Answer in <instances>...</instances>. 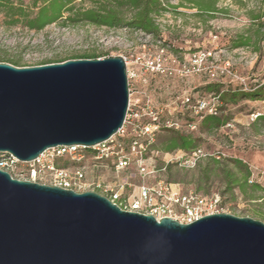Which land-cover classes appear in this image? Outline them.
<instances>
[{"label":"water","instance_id":"95a60500","mask_svg":"<svg viewBox=\"0 0 264 264\" xmlns=\"http://www.w3.org/2000/svg\"><path fill=\"white\" fill-rule=\"evenodd\" d=\"M127 106L121 56L0 61V152L31 161L58 145H95L121 127ZM0 264H264V222L224 212L157 220L0 169Z\"/></svg>","mask_w":264,"mask_h":264},{"label":"rangeland","instance_id":"374dc122","mask_svg":"<svg viewBox=\"0 0 264 264\" xmlns=\"http://www.w3.org/2000/svg\"><path fill=\"white\" fill-rule=\"evenodd\" d=\"M162 2L167 9L154 16L158 27L155 34L122 23L107 27L62 19L41 29H30L23 19L10 21L6 8L0 7V61L34 66L92 53L101 55L99 58L123 57L130 74L129 83L135 91L132 96L149 101L161 125L169 123L168 127L158 130L151 147L146 150L147 169H158L154 173L139 174L135 157L130 153L128 142L124 141V152L134 161L120 174L126 184L124 194L134 196L140 185H152L163 179L178 184L181 193L194 191L204 196H218V212L264 222V120L254 123L257 115H264V39L257 41V45H233V40L247 29L254 36L258 25L252 23L250 14L262 13L263 2L216 0V6L222 11L213 15L201 12L193 0ZM23 3L28 9L32 0H23ZM74 4L91 6L88 0H75ZM36 10L32 8L31 15ZM123 16L126 19L130 16L126 9H123ZM260 30L264 32V26ZM151 62H159L163 71L152 70ZM210 83L219 84L221 90L240 93L261 89V95L242 96L237 103L227 104L223 113L230 116L227 123L205 131L200 128L203 117L215 111L221 114L217 96L206 89ZM202 101L206 109L195 113L194 106L196 108ZM192 123L194 128L189 127ZM166 129L190 135L195 147L187 151L161 150L160 143L172 133ZM197 149L201 150L198 158L193 154ZM233 159L242 160L250 171L248 184L255 182L261 190L252 191L248 187L243 193L237 184L229 188L230 178H240L244 170L236 167ZM51 160L55 166H75L68 155ZM103 174L107 181H112L113 166ZM14 175L22 180L51 183L49 175L43 171L32 176L26 169ZM177 220L182 218L178 216Z\"/></svg>","mask_w":264,"mask_h":264},{"label":"built area","instance_id":"2783aa9c","mask_svg":"<svg viewBox=\"0 0 264 264\" xmlns=\"http://www.w3.org/2000/svg\"><path fill=\"white\" fill-rule=\"evenodd\" d=\"M150 68L163 71L159 62L155 64L151 62ZM126 71L128 80L126 115L121 127L108 139L89 147L77 144L58 145L46 149L31 161H22L9 152H0V169L17 179L20 178L14 174L26 169L32 176L37 171H43L49 175L50 185L75 192L95 191L121 209L150 214L157 220L162 217L177 220L179 216L182 218L180 222L189 223L206 214L218 212V196H204L194 191L181 193L178 184L163 179L157 180L152 185H140L134 196L124 194L126 184L120 174L134 162L124 152V141L128 142L130 153L135 157L139 174L154 173L158 169L154 167L150 171L147 169L146 150L151 147L158 130L169 126L168 121L164 125L159 123L157 111L149 101H141L139 97L132 96L135 91L129 83L130 74L127 69ZM185 101L188 102L189 98ZM206 107L207 105L202 101L196 108L194 106V112L199 113ZM189 127L194 128L195 124H189ZM193 154L198 158L201 150L197 149ZM63 155H68L75 162V166L67 168L52 163L53 157ZM110 165L113 166L114 176L112 181H107L103 173Z\"/></svg>","mask_w":264,"mask_h":264},{"label":"trees","instance_id":"16d2710c","mask_svg":"<svg viewBox=\"0 0 264 264\" xmlns=\"http://www.w3.org/2000/svg\"><path fill=\"white\" fill-rule=\"evenodd\" d=\"M75 0H32V5L26 9L24 7L23 0H0V7L6 8V14L10 17V21L18 22L23 19L26 26L30 29H41L45 25L53 23L58 19H62L70 22L86 21L87 23L115 27L117 25L125 24L126 26L143 31L149 34H155L158 27L154 20V16L158 15L162 11L167 9V6L163 4L162 0H88L91 4L89 7H77L74 4ZM82 1V0H80ZM263 2L264 0H260ZM38 2L39 5L37 4ZM195 7L201 12L213 15L216 12L222 10L216 6V0H193ZM176 7L168 4V6ZM32 8H36L34 15H31ZM123 9L129 12V18L126 19L123 16ZM264 16V11L251 12L250 18L252 23H255L257 28L253 35L250 30L240 34L233 40L234 47H246L249 45H257V41L264 39V32H260V27L264 26V22H261V18ZM261 35V36H260ZM253 37L255 39L253 40ZM256 50L258 48H255ZM101 55L92 53L87 55L78 56L76 58H99ZM64 60H54L51 62H60ZM9 62V61H8ZM18 61H13L12 64L19 66ZM41 64H44L41 63ZM206 89L209 92H214L217 96L219 104V110L221 114H206L200 122V128L205 131L223 126L230 119V116L223 115L227 104H235L242 96L255 97L261 95V89L253 90L251 93H240L238 91H232L230 89H220L219 84H208ZM260 120H264V115L259 114L254 119V123ZM166 131H172L166 129ZM195 147L194 139L190 135L180 134L176 131L172 133L160 143V149L163 151H171L176 148L182 150H191ZM236 167L243 168V173L240 178H230L229 188L234 184H237L240 190L245 193L246 189L250 187L252 191L262 189L259 184L253 182L248 184V176L250 171L246 168L245 164L240 159L232 160Z\"/></svg>","mask_w":264,"mask_h":264}]
</instances>
